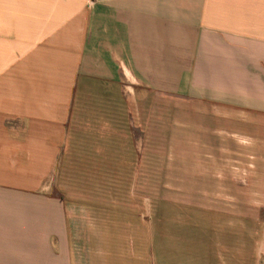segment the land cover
I'll return each mask as SVG.
<instances>
[{"label": "crops", "instance_id": "crops-1", "mask_svg": "<svg viewBox=\"0 0 264 264\" xmlns=\"http://www.w3.org/2000/svg\"><path fill=\"white\" fill-rule=\"evenodd\" d=\"M170 99L262 108L264 0H0V236H24L0 264H72L68 214L24 232L25 203L138 187ZM178 171L175 234L144 264H264V148L183 147Z\"/></svg>", "mask_w": 264, "mask_h": 264}, {"label": "rangeland", "instance_id": "rangeland-1", "mask_svg": "<svg viewBox=\"0 0 264 264\" xmlns=\"http://www.w3.org/2000/svg\"><path fill=\"white\" fill-rule=\"evenodd\" d=\"M250 87L255 88L256 85ZM250 104L262 108H225L180 99H170L168 107L154 106L152 162L145 173H136L137 181L142 186L48 189L46 194L61 199L62 203L56 206L25 203L24 232L37 228L34 223H48L39 214L62 211L68 214V219L58 220L57 224L63 227L64 222L69 228L72 244L69 257L72 264H144L146 258L156 256L159 259L166 232L169 238L175 234L180 193L177 187L180 176L178 152L183 147L186 151L193 147L264 148V101L250 100ZM226 132L234 133L232 140L220 139V134ZM246 135L249 139L240 138ZM186 158L191 159L192 156ZM192 175V171L185 172L186 180L192 179ZM184 190L186 193L189 191L190 197L193 196L192 187H185ZM184 206L186 220L192 206ZM121 212L131 214V218L121 220ZM30 215L33 219H29ZM119 237L123 242L121 250L116 246ZM23 238V235L0 236V254L9 257L12 251L6 249H12L11 245L21 247ZM26 254L37 256L42 253Z\"/></svg>", "mask_w": 264, "mask_h": 264}]
</instances>
